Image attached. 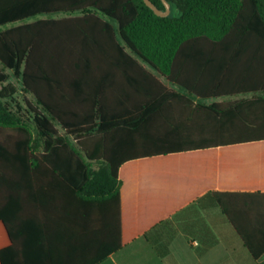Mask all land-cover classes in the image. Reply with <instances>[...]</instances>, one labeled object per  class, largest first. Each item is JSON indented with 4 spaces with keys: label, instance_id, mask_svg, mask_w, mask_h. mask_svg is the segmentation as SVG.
<instances>
[{
    "label": "crops",
    "instance_id": "1",
    "mask_svg": "<svg viewBox=\"0 0 264 264\" xmlns=\"http://www.w3.org/2000/svg\"><path fill=\"white\" fill-rule=\"evenodd\" d=\"M194 104L221 110L154 100L136 126L107 121L108 194L70 149L17 148L0 127V264H258L214 195L264 242V95Z\"/></svg>",
    "mask_w": 264,
    "mask_h": 264
},
{
    "label": "trees",
    "instance_id": "2",
    "mask_svg": "<svg viewBox=\"0 0 264 264\" xmlns=\"http://www.w3.org/2000/svg\"><path fill=\"white\" fill-rule=\"evenodd\" d=\"M168 1L179 17L157 16L144 0H0V127L17 134L16 147L70 149L87 187L108 194L109 119L136 126L154 100L219 111L194 101L264 95V0ZM110 101L125 106L114 114ZM214 199L264 264V242Z\"/></svg>",
    "mask_w": 264,
    "mask_h": 264
},
{
    "label": "water",
    "instance_id": "3",
    "mask_svg": "<svg viewBox=\"0 0 264 264\" xmlns=\"http://www.w3.org/2000/svg\"><path fill=\"white\" fill-rule=\"evenodd\" d=\"M161 1L164 5V9L158 8L151 0H144L146 5L149 8H151L157 16L164 18L169 17L172 12V6L168 0H161Z\"/></svg>",
    "mask_w": 264,
    "mask_h": 264
},
{
    "label": "rangeland",
    "instance_id": "4",
    "mask_svg": "<svg viewBox=\"0 0 264 264\" xmlns=\"http://www.w3.org/2000/svg\"><path fill=\"white\" fill-rule=\"evenodd\" d=\"M172 16H174V17H179L180 16V11L176 8V7H174L173 9H172ZM59 17H63V16H59Z\"/></svg>",
    "mask_w": 264,
    "mask_h": 264
}]
</instances>
